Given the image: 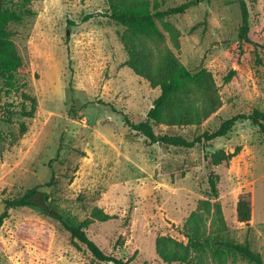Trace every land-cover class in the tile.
Wrapping results in <instances>:
<instances>
[{
	"label": "rangeland",
	"instance_id": "1",
	"mask_svg": "<svg viewBox=\"0 0 264 264\" xmlns=\"http://www.w3.org/2000/svg\"><path fill=\"white\" fill-rule=\"evenodd\" d=\"M191 1L151 0L168 46L187 69L212 72L224 101L218 115L200 127L152 122L157 135L189 140L215 131L237 114L264 112V51L258 64L249 47L238 66L239 3L207 0L182 15L161 14ZM246 1L251 37L263 42L264 0ZM1 2L23 18L10 28L32 76L12 77L0 64V216L6 200L43 186L52 210L74 225H81L95 207L115 217L86 230L106 254L135 256L136 264H164L157 253L158 238L187 243L185 226L201 200L215 201L209 180L218 175V201L228 231L213 237L212 249L223 250L228 264H251L220 246L248 241L264 259V134L257 127L238 123L207 149L152 144L124 116L135 124L146 121L161 90L125 65V27L102 16L110 12L106 0ZM170 26L180 31L179 39ZM232 69L238 75L225 83ZM24 94L37 100L32 119L19 113L26 107ZM21 124L28 126L24 136L19 135ZM238 146L242 152L231 162L210 165L208 156L222 149L234 152ZM245 193H251L254 207L249 226L237 219V204ZM18 233L48 242L50 250L44 253L22 242ZM0 241L5 246L0 247V264H108L96 260L56 218L36 206L14 210Z\"/></svg>",
	"mask_w": 264,
	"mask_h": 264
},
{
	"label": "trees",
	"instance_id": "2",
	"mask_svg": "<svg viewBox=\"0 0 264 264\" xmlns=\"http://www.w3.org/2000/svg\"><path fill=\"white\" fill-rule=\"evenodd\" d=\"M110 12L103 17L116 21L125 27L121 41L125 47L128 59L125 65L138 77L150 83L151 87L161 90L160 96L154 102L153 108L147 115V120L135 124L128 116H124L125 123L147 139L152 144H162L176 148L194 149L200 146L207 149L208 145L221 138L227 137L238 123L249 121L264 134V112L254 111L252 114H237L230 119L223 120L215 131H206L194 139L189 140L179 135H157L152 122L168 126H196L204 125L208 120L218 115L224 107L219 87L214 75L206 68L194 72L185 67L173 50L168 46L163 32L156 23V14L152 12L151 0H106ZM195 0L186 2L178 7L168 9L161 14L175 16L185 14L189 9L196 7L199 2ZM209 1V0H208ZM242 14V26L239 31L238 41V66H242L244 54L249 47L254 48L256 62L262 64L260 56L264 51V41L256 42L251 37L250 11L246 0H236ZM94 16H89L91 19ZM23 18L7 8L0 0V64L4 65L7 72L14 76H32V70L19 54L13 39L11 25L20 23ZM175 39L181 37L178 29L170 26ZM238 75L237 69H232L225 76V83L232 82ZM26 107L19 112L25 119H32L37 113V100L28 95L23 96ZM28 132V126L21 124L20 136ZM243 146L235 148L234 152L218 150L208 156L213 167L229 163L242 152ZM219 176L213 175L209 180L210 190L215 201L201 200L197 210L185 226L184 236L187 243L179 242L170 237H160L157 240V253L164 264H228L223 250H213L211 241L214 236L228 231L223 210L219 199ZM43 186L29 190L22 197L8 199L5 202L4 212L0 216V231L5 222L12 217L14 210L36 206L43 213L56 218L70 233L72 238L86 246L94 258L108 264H136L135 256L130 259L117 258L106 254L95 241L87 229L95 223H107L114 216L107 214L103 209L95 207L81 225H74L69 219L59 212L52 210L48 204V197L43 198ZM43 200L39 202V200ZM254 207L251 193L240 196L237 204L238 222L250 225L253 220ZM34 224L45 230L51 227L42 221ZM17 237L22 242L47 253L50 244L41 239L25 233H18ZM220 246L241 254L251 264H264L261 254L256 253L247 241L245 244L225 242ZM2 250L5 246L0 241ZM235 264V263H233Z\"/></svg>",
	"mask_w": 264,
	"mask_h": 264
},
{
	"label": "crops",
	"instance_id": "3",
	"mask_svg": "<svg viewBox=\"0 0 264 264\" xmlns=\"http://www.w3.org/2000/svg\"><path fill=\"white\" fill-rule=\"evenodd\" d=\"M254 211V210H253Z\"/></svg>",
	"mask_w": 264,
	"mask_h": 264
}]
</instances>
